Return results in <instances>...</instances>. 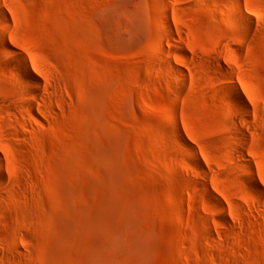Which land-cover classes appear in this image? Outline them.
I'll list each match as a JSON object with an SVG mask.
<instances>
[{"label": "rangeland", "instance_id": "rangeland-1", "mask_svg": "<svg viewBox=\"0 0 264 264\" xmlns=\"http://www.w3.org/2000/svg\"><path fill=\"white\" fill-rule=\"evenodd\" d=\"M0 264H264V0H0Z\"/></svg>", "mask_w": 264, "mask_h": 264}, {"label": "bare ground", "instance_id": "bare-ground-1", "mask_svg": "<svg viewBox=\"0 0 264 264\" xmlns=\"http://www.w3.org/2000/svg\"><path fill=\"white\" fill-rule=\"evenodd\" d=\"M218 3V2H217ZM217 3H215L214 5H216ZM219 5V4H218ZM217 6V5H216ZM236 5H234V7H235ZM219 6H217L216 8H218ZM221 7V6H220ZM233 7V8H234ZM222 9V8H221ZM223 12H224V8H223ZM225 13H226V15H225V17H227V19H228V21H231V22H234L235 20H236V18H237V16H236V14L235 13H233L231 10H229V9H225ZM245 21L247 20L246 19V17H242ZM156 26V25H155ZM155 26H153V27H155ZM158 26V25H157ZM159 28V27H158ZM160 29V28H159ZM154 31V33H156V32H158L157 31V27H155V30H153ZM156 31V32H155ZM161 31H159V33H160ZM158 33V34H159ZM157 34V33H156ZM21 64H22V62H21ZM20 64V65H21ZM24 65H26V64H24ZM27 66V65H26ZM26 66H21V70H20V72H17V73H14L13 75H15L16 77H18V78H22V79H24V77H26V78H30L31 77V74H30V71L26 68ZM19 71V70H18ZM12 75V76H13ZM17 78V79H18ZM11 79H13L12 77H11ZM16 79V80H17ZM15 80V81H16ZM231 89V88H230ZM229 89V90H230ZM226 91V90H225ZM228 91V90H227ZM227 93V92H226ZM230 95H231V97H233L234 98V101L232 102V104H234L235 106H237V107H239V109H241V110H244L245 109V105H244V101H243V99L241 98V96H240V94H239V92L236 90V88L234 89V88H232L231 90H230ZM171 95H173V94H171ZM170 99H171V97H170ZM172 99H174L173 97H172ZM171 99V100H172ZM230 105H231V103H229ZM153 110H156L155 108L153 109H151V111H153ZM156 111H153V113H155ZM150 113H152V112H150ZM229 114H231V112L229 113ZM228 114V116H230ZM232 116H233V113H232ZM231 117V116H230ZM250 172L248 171V174H249ZM249 175H252V173L251 174H249ZM168 196H169V194H168ZM211 196V195H210ZM170 197H171V195H170ZM170 197H169V199H170ZM215 197V196H214ZM172 200H173V198H172ZM171 200V201H172ZM173 202V201H172ZM169 203H171V202H169ZM175 218V217H174Z\"/></svg>", "mask_w": 264, "mask_h": 264}]
</instances>
